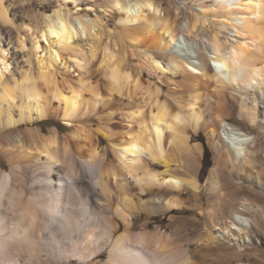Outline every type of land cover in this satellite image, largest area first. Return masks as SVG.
<instances>
[{"label": "bare ground", "instance_id": "1", "mask_svg": "<svg viewBox=\"0 0 264 264\" xmlns=\"http://www.w3.org/2000/svg\"><path fill=\"white\" fill-rule=\"evenodd\" d=\"M209 1L223 33L197 39L201 17L209 12L205 8L177 28L153 0H114L124 46L118 56L104 47L96 68L90 63L93 49L85 55L73 44L83 36L99 41L100 22L85 15L97 7L90 0L71 18L56 10L42 18L39 30L24 25L31 45L27 68L18 78L9 73L5 50L0 49V153L9 164L8 171H0V264H233L244 255H258L264 233L244 213L253 212L263 224L264 215L251 202L240 201L236 210L224 198L228 182L219 168L207 180V221L200 244L229 248L234 258L224 252L217 258L205 253L195 258L190 244H176L160 228L148 230V222L137 230L133 223L135 215L154 217L198 207L199 146L190 145L189 131H204L218 153L217 166L231 164L237 182L250 181L263 189L259 174L249 168L260 159L256 137L220 114L227 97L238 98L239 117L264 133V0ZM3 2L0 23L12 25ZM19 46L25 47L21 38ZM184 47L190 48L187 54ZM127 51L143 55L172 89L185 86L189 94L183 100L176 95L169 105L154 82L122 67ZM156 52L169 55L166 67ZM206 87L217 99L218 106L209 113L219 130L204 118ZM47 119L59 121L67 133L42 134L30 128ZM187 192L190 197L183 200ZM215 206L223 214L229 209L227 223L215 216ZM191 220L173 221L175 232L190 229Z\"/></svg>", "mask_w": 264, "mask_h": 264}, {"label": "rangeland", "instance_id": "2", "mask_svg": "<svg viewBox=\"0 0 264 264\" xmlns=\"http://www.w3.org/2000/svg\"><path fill=\"white\" fill-rule=\"evenodd\" d=\"M3 1H4L3 2L4 5L8 9V15H9V18L11 19L12 25H3L0 23V49L3 48L5 50L7 60L9 63V73H11L15 78H18L20 70L26 69L28 65L27 59L29 57L28 53H29V48H30L31 43H30V38H29L30 33L26 32L23 29L24 25H28L32 29L39 30L42 28V22H43L42 18L46 14H52L54 11L60 10L65 16H67V18H71L72 13L77 9L78 6L81 8H84L85 5L89 3V0H27V4H26V0H3ZM113 1L114 0H90V2H92L97 7L94 10L88 11L85 13L86 17L91 18V19H97L100 22L99 24L100 31L98 35L99 41H95L94 39L88 36H83L81 38H75L73 41V44L77 45L78 48L82 50V53H85V55H90V52H92L91 48L93 49L95 57L93 58L92 61H90V63H91V66L94 68L98 67L99 63L103 59L104 47H107L109 52L111 53L114 52L113 54L118 56L121 54L120 51L122 50V47L124 46V44H122L124 43L123 42L124 39L122 37V33L120 29L122 25L118 23L115 17V12H114L115 10L112 8ZM153 1L157 3V5H159V7L162 8V10L166 14H168V16H170V19L174 21L177 28L180 27L181 25L183 26L185 19H187L189 22H192L193 17L195 15L200 14L202 12V9L205 8L207 11H209L210 9L209 6L212 4V2H210L209 0H205V1L203 0L205 2V6L201 8L199 5V2L201 0L200 1L199 0H196V1L195 0L194 1H191V0H153ZM33 3L35 4V7L31 6ZM201 18L203 22V29H200L201 27L199 26V30H198L199 36L197 39H199V37H201L202 35L208 36L216 32H219L221 34L223 33V31L220 29V24H219V20L221 19L220 17L213 15L209 11L207 12V14H205ZM19 38L23 40V43L25 45L24 48H21L19 46ZM234 38L238 39L241 42H244V41L249 42V38H246V39L243 37H234ZM187 48L188 47H184V52H183L184 54H187L190 51V48H188V50ZM118 51H119V54H118ZM182 51H180V54H183ZM124 55L123 57L126 59L123 58L122 67L128 70L130 73L132 72V75H138V73H141L139 75H141L143 79H148L151 82H154L161 89L162 94L164 93L163 96H166V101H168L167 103L169 105L171 104L174 105V102L172 99L174 97L176 98V95H178L177 98H179L180 100H183L189 94L190 89L188 90V88H186L185 86H181L183 87L181 89L180 88L179 89L177 88L176 90L172 89L171 87L172 85L168 83L167 79L161 73L153 71V69H151L148 66V64L146 63V59L143 57V55L135 51L134 52L127 51L125 52ZM155 57H157V60H159L162 63V67H166V64L168 63L169 55L156 52ZM30 61L32 62L31 65L33 64L35 65V61L33 58H31ZM34 65L32 67H35ZM104 66H105V63H104ZM208 69L209 71H212L211 66H209ZM9 73H6L7 75H5L7 79H9L10 77ZM76 75H77V72L73 71L72 76L76 77ZM96 76L98 77L97 79H99L100 81L104 79L103 74H96ZM180 80L181 78L179 77L176 78L177 82ZM9 81H11V79H9ZM172 91L174 93H172ZM204 94H205V97L207 98L204 101V104H205L204 106L205 112L203 111L204 118L210 121L211 124H214V127L216 130H219V125L216 122H213L212 116L209 113L211 111H214V108L218 106L217 101H216L217 100L216 96L207 87L206 89H204ZM237 99L238 98L231 99V97L230 98L227 97L225 104H223V106L221 107V114L223 115L220 114V116L221 118H223L225 121H227L231 125L237 126L244 132L249 133L256 137L257 146L255 148L258 150L255 149V151H258V156L260 157V159L256 161L254 164L249 165V168L250 170H253V173H256L257 175L259 174L258 177H259V180L263 184V189H259L258 186H255L250 181L242 180L240 182H237L235 180V175H234L236 171L231 164L225 163V164H221L220 166L218 165L219 167L217 166L216 159H217L218 153L216 152L214 147L208 143L207 137L204 131H197L196 133H192L189 131L190 145L199 146V152L196 157L197 158L196 159L197 168L195 170V174H198L197 177L199 180V184L202 187V192L199 193V196H201L200 197L201 202L200 201L198 202V207H196L197 209L196 208L195 209L194 208H184L180 210H172L164 215H157L154 217H148L146 214L135 215L133 216V219H134L133 223L135 225L136 230L141 228L142 225L148 222L146 224L148 230L152 231L156 228H160L161 230L166 231L167 233L171 234L173 236V241L176 244H179V245L182 244L183 246L185 245L187 246V244H190L191 251L192 252L195 251V253H197L195 258H198L199 255H202L203 253H205L206 257L210 259L214 257L217 258V257H220L223 254V252L226 254L229 253L227 255H230L234 258V252L226 247H222L224 251L222 249L217 250V248H214V247L210 249L203 248L200 244V239L203 235L204 226L207 221V218L205 215L206 205L204 206L206 187L208 186L207 180L210 175L209 173L213 168L215 169L219 168L218 172L221 175L225 176V178L227 179L228 185H227V188L224 189V192L222 193V195L226 196L224 197L226 198V200L229 199L235 204L234 208L236 210L238 208V203L240 201H246V202H251L253 205H255V207L258 208L260 212L264 215V133L261 132L259 127L255 125H250L246 119H242L239 117L238 114L240 111V101ZM53 103L55 104L56 101H53ZM206 108H207V111H206ZM262 114H263L262 110L258 111L259 116L260 115L262 116ZM97 126L98 124L97 122H95V124L93 125V128L94 127L97 128ZM25 128H26V125H23L19 129L23 130ZM30 128L40 131L42 134H48V133L50 134L51 131L56 130L58 132L61 131L59 134L63 135L64 133L66 134L68 131L67 128L63 124H61L59 121L54 120V119H47V120L35 122L32 126H30ZM104 142L105 141L100 143L101 148L106 146V142L105 143ZM204 147H206L209 152L208 161L210 165L208 167L202 166ZM181 158L184 161L186 157L184 156V154H182ZM8 170H9V164L0 153V171L3 172V171H8ZM149 196H152V195H149ZM181 196L183 200H187V198L190 197V193L187 192V193L182 194ZM192 200H194V198ZM193 203H195V201H192L189 204H193ZM228 210L226 209V211H224V214L223 212L219 213L220 210L218 209L217 206H215L214 208V211L216 212L215 216L217 218L221 216L219 219L225 220L227 223L229 212H230ZM244 216L248 217V219H250L252 223H255L254 225L258 232L260 231V233H264V224L255 220L256 217L253 212H250V214L244 213ZM179 219L180 220L186 219L188 221L193 219L191 220V222H193L194 225H188L187 227L190 229H181L178 232H175L174 230L175 225H173L172 222L178 221ZM219 221L218 222L214 221L217 227L221 226L219 224L221 221L220 222ZM191 227L192 229L196 230L195 233L193 234L190 232L192 230ZM257 250H258V253H257L258 255H256V257L255 255H252V256L244 255V257L239 259L240 261L237 260L235 262L234 260L233 264H239V262H241L242 264H264V247H258Z\"/></svg>", "mask_w": 264, "mask_h": 264}, {"label": "trees", "instance_id": "3", "mask_svg": "<svg viewBox=\"0 0 264 264\" xmlns=\"http://www.w3.org/2000/svg\"><path fill=\"white\" fill-rule=\"evenodd\" d=\"M208 158H209V152H208L207 148L204 147L203 158H202V166H207L208 167L210 165V163L208 161Z\"/></svg>", "mask_w": 264, "mask_h": 264}, {"label": "snow or ice", "instance_id": "4", "mask_svg": "<svg viewBox=\"0 0 264 264\" xmlns=\"http://www.w3.org/2000/svg\"><path fill=\"white\" fill-rule=\"evenodd\" d=\"M26 4H27V0H26ZM31 6H32V7H35V4L33 3ZM115 7L119 8L120 5H119V4H116ZM68 43H71V40H70V39L68 40ZM38 50H39V48H38ZM57 59H59V57H57ZM225 66H226V65H225ZM157 67H161V65L158 64ZM174 119H175V121H176L177 123H179V120H180V117H179V116L174 117ZM160 122L163 123V120H161ZM169 127H171V125H169Z\"/></svg>", "mask_w": 264, "mask_h": 264}]
</instances>
